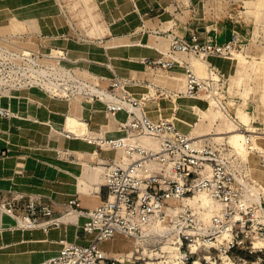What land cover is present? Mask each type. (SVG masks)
Listing matches in <instances>:
<instances>
[{
    "label": "crops",
    "instance_id": "0c3cea01",
    "mask_svg": "<svg viewBox=\"0 0 264 264\" xmlns=\"http://www.w3.org/2000/svg\"><path fill=\"white\" fill-rule=\"evenodd\" d=\"M81 2L86 4L83 10L94 14L89 12L76 23L66 12L71 6L56 0H2V30L27 28L32 35L29 40L25 37L23 41L29 44L22 48L40 66L29 61L24 68H2L0 107L14 115L0 117V264H42L58 253L59 240L85 244L90 239L78 238L86 217L71 209L47 230L21 228L2 209L13 203V212L21 214L16 200L21 204L28 197H38L52 203L54 216L59 217L69 200L76 199L82 211L101 202L105 189L92 167L115 153L98 151L85 139L122 136L119 123L129 116L126 111L109 115L105 101L88 100L91 95L108 89L113 79L136 98L154 91L181 92L185 87L181 66L152 70L151 76L146 60L167 52L172 36L187 37L193 31L201 38L216 35L227 40L230 36L227 0ZM217 3L221 9L215 8ZM177 56L191 60L186 54ZM56 60L61 62L57 69ZM54 73L62 77L58 85L66 93L63 97L54 94ZM8 76H15L14 82H8ZM155 98L144 102L152 120L175 116L166 108L170 101ZM69 118L77 122L78 133L83 126V136L68 127ZM61 152L72 154L77 162ZM101 248L106 252L102 243Z\"/></svg>",
    "mask_w": 264,
    "mask_h": 264
},
{
    "label": "built area",
    "instance_id": "2783aa9c",
    "mask_svg": "<svg viewBox=\"0 0 264 264\" xmlns=\"http://www.w3.org/2000/svg\"><path fill=\"white\" fill-rule=\"evenodd\" d=\"M243 52L237 34L220 41L201 38L193 31L187 37L172 36L169 50L149 60L148 67H183L186 94L195 96L207 84L201 83L190 59L182 60L178 54L208 59L232 58ZM110 85L113 89L97 91L96 96L105 101L112 115L128 113V119L119 123L123 135L86 138L98 151L115 153L92 167L105 196L88 211H82L76 199L64 204L65 210L86 217L78 238L90 239L85 244L59 240L58 253L42 264H118L109 262L102 242L117 235L152 239L158 226L175 235L176 263L207 264L209 256L200 259L198 254L201 246L213 247L217 256L230 259L237 253L244 261L257 255V262H264V195L253 192L241 174L244 169H237L228 149L192 136L168 119L152 120L144 109V99L133 97L116 79ZM1 113L9 117L3 108ZM244 142L251 144V137L246 136ZM65 154L77 162L72 154ZM16 202L21 214L13 212V203L6 210L28 229L42 226L47 230L60 223L61 215L54 216L50 202L38 197Z\"/></svg>",
    "mask_w": 264,
    "mask_h": 264
},
{
    "label": "rangeland",
    "instance_id": "374dc122",
    "mask_svg": "<svg viewBox=\"0 0 264 264\" xmlns=\"http://www.w3.org/2000/svg\"><path fill=\"white\" fill-rule=\"evenodd\" d=\"M56 2L71 6L66 12L76 23H79L84 15L89 16L93 13L83 10L86 4L84 5L85 2L81 0H56ZM215 8L221 9L222 4H215ZM224 8L230 21L229 38L237 34L243 44L244 52L232 58L212 56L208 59H191L201 83L207 84L206 88L199 89L195 96H188L184 87L181 92L154 91L150 95L141 96L140 99L146 102L156 97L158 100L170 101L171 105H167L166 108L172 116L174 114L175 116L165 119L177 123V126L191 135L200 136L213 144L224 145L237 169L245 170L241 174L253 187V192L256 194L262 192L259 195L261 196L264 195V135H262L264 128V0H227ZM6 29L7 31L2 30V0H0V96L4 77L3 67L12 68L16 65L24 68L29 61L35 62L34 66L37 65V60L32 58L30 52L25 53L27 50L22 48L24 44L26 46L29 44L23 41L25 37V40L31 39L32 34H29L28 29L15 26H9ZM210 37L220 40L216 35ZM149 60L145 62L147 67L150 65ZM39 66L38 63L36 67ZM60 66L61 62L56 60V69ZM161 69L159 67L146 68L148 75H151L150 72L153 74L152 70ZM55 73L58 71L56 70ZM14 78L15 76H8L7 81L12 83ZM25 79H27L25 81H30V77ZM55 81L54 94L56 98L63 97L66 93L58 85L63 82L62 77L55 75ZM108 89L113 88L109 85ZM91 90L96 92L93 87ZM95 96L91 95L92 98L88 100H96L98 97ZM3 109L8 112L9 117H13V112ZM106 111H108L107 108ZM1 112L2 107H0V117L3 116ZM179 112L183 118L180 117ZM66 128L69 130L67 123ZM193 129L196 133H192ZM240 130H255L262 132L260 134L262 136L252 138V134L247 133L252 143L245 144L241 137L236 138V133ZM83 132L82 126V132L74 133L83 136ZM85 142L88 143L86 139ZM243 148L245 152L242 154L240 150ZM61 155H65V152H61ZM100 185L103 187L101 182ZM65 209L66 207L63 206L58 216L67 211ZM154 234L152 239H134L120 235L102 242V245L109 262L116 260L118 264H176L175 254L177 252L173 248L176 246L175 235L169 231L165 232L161 226L156 228ZM199 250L200 259L203 256H209L207 264H264V262H257V255L245 258L246 262H244L243 256L237 253L229 259L223 255L218 254L217 256L213 247L209 249V247L201 246Z\"/></svg>",
    "mask_w": 264,
    "mask_h": 264
},
{
    "label": "bare ground",
    "instance_id": "6f19581e",
    "mask_svg": "<svg viewBox=\"0 0 264 264\" xmlns=\"http://www.w3.org/2000/svg\"><path fill=\"white\" fill-rule=\"evenodd\" d=\"M194 64H196L195 62H194ZM17 67H21V66H16V65H14V66H12V69H15V68H17ZM25 67V66H24ZM54 75H55V73H54ZM39 82V81H38ZM68 127L70 128V129H74V131H76V132H78V130H76L75 129V126L77 125V122H74L73 120H71L70 118H69V120H68ZM194 131L192 132V133H196V130L195 129H193ZM263 132V131H262ZM247 133H249V134H252L251 136H252V138H255L256 136H262V135H264V134H262V133H260V132H256L255 130H240V132H238V133H236L237 135H236V138H239V137H241L242 139H243V141H245V138H246V134ZM260 134H262V135H260ZM192 136H194V135H192ZM197 137H200V136H197ZM245 151H244V148L242 149V150H240V153H244ZM256 199H257V196H256ZM2 211L3 212H5L8 216H10V217H12L13 218V216L6 210V209H2ZM67 214H70L69 215V218H72V216H73V212H70V213H67ZM14 220V219H13ZM154 222V221H153ZM153 222L151 223V226L152 225H154L153 224ZM23 224V223H22ZM20 224L19 222H18V226H20L21 228H24V229H26L27 227L23 224ZM39 228H42L43 230H45L44 229V227H42V226H39ZM166 230V229H165ZM161 235V234H160ZM176 264H180V263H176ZM195 264H199L197 261H196V263Z\"/></svg>",
    "mask_w": 264,
    "mask_h": 264
}]
</instances>
